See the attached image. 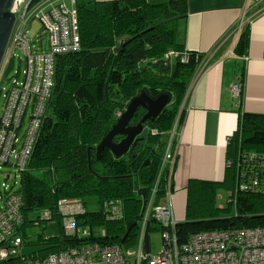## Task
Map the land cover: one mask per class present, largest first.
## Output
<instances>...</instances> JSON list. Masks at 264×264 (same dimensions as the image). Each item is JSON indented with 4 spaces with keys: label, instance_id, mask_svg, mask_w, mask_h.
I'll return each mask as SVG.
<instances>
[{
    "label": "trees",
    "instance_id": "1",
    "mask_svg": "<svg viewBox=\"0 0 264 264\" xmlns=\"http://www.w3.org/2000/svg\"><path fill=\"white\" fill-rule=\"evenodd\" d=\"M76 10L80 48L58 56L52 98L31 158L21 171L15 166L18 182L0 191V205L9 193L18 195L23 216L16 227V237L23 241L21 255L0 264H19L22 259L44 261L94 243L134 248L170 134L177 120L180 127L183 124V103L204 57L186 49L187 0H76ZM248 31V26L242 28L235 55L248 48ZM122 42L125 46L118 51ZM143 93L151 99L168 95L171 103L156 120L146 123L147 133L126 156L117 159L105 150L98 160L102 140L131 100ZM145 114L139 109L130 125L136 126ZM121 140L117 137L115 142ZM228 149L231 160L240 152L264 153V116L244 115ZM10 166L12 163L6 167ZM172 174L169 168L161 174L154 206L163 204L168 189H173ZM235 176V169L230 168L223 184L191 182L186 221L177 226L181 242L203 232L264 228V191L237 193ZM228 185L236 202H229L228 208L219 207L218 190ZM88 199L97 201L98 211L86 209ZM63 200L84 206L75 221L81 234L91 232L89 237L67 235L59 207ZM53 221L58 234L40 236L34 243L39 249L24 254L23 249L30 246L27 226ZM154 230L161 231L158 225L151 226L150 233Z\"/></svg>",
    "mask_w": 264,
    "mask_h": 264
},
{
    "label": "built area",
    "instance_id": "2",
    "mask_svg": "<svg viewBox=\"0 0 264 264\" xmlns=\"http://www.w3.org/2000/svg\"><path fill=\"white\" fill-rule=\"evenodd\" d=\"M36 1L17 0L11 10L16 22L0 67V95L3 94L4 99L0 113V168L9 166L13 157L18 170L25 167L52 98L56 60L58 56L80 48L76 0H70L71 8L64 0H46L38 3L31 12ZM33 21L41 24L40 33L34 37L30 34ZM207 60L208 56L201 61L192 84L203 73ZM185 61L186 57L183 58ZM16 63L18 71L15 76H10ZM4 84H8V88ZM241 92L242 85L237 82L232 87V94L239 98ZM26 119L29 123L23 144L15 151ZM177 124L178 120L163 155L160 176L173 165ZM228 166L236 171L237 193L264 191V153L240 152ZM157 184L139 221L140 235L133 249L94 243L51 255L44 261L22 259L19 264H264V228L203 232L181 242L177 234L178 224L172 220V189L167 191L166 202L154 206ZM232 201L235 203L236 197ZM59 207L65 217L67 235L90 236L91 232L87 231L81 234L75 221V216L85 211L82 204L63 200ZM22 222L20 198L9 193L0 205V262L21 255L23 241L16 237V227ZM153 225L160 227L163 239V250L156 256H151L150 251L145 252L146 234L150 235Z\"/></svg>",
    "mask_w": 264,
    "mask_h": 264
},
{
    "label": "crops",
    "instance_id": "3",
    "mask_svg": "<svg viewBox=\"0 0 264 264\" xmlns=\"http://www.w3.org/2000/svg\"><path fill=\"white\" fill-rule=\"evenodd\" d=\"M187 3L186 49L208 60L183 103L185 117L169 168L173 173L172 220L177 224L186 221L187 190L192 181L223 184L230 169L228 148L243 116H264V0ZM244 26L249 27V45L242 55H235ZM237 82L242 85L239 98L232 94Z\"/></svg>",
    "mask_w": 264,
    "mask_h": 264
},
{
    "label": "water",
    "instance_id": "4",
    "mask_svg": "<svg viewBox=\"0 0 264 264\" xmlns=\"http://www.w3.org/2000/svg\"><path fill=\"white\" fill-rule=\"evenodd\" d=\"M16 1L0 0V67L16 22L15 15L11 12ZM124 46L125 42H122L118 51ZM170 103L171 97L168 95H161L156 99H151L143 93L132 99L115 126L98 146L97 159H101L105 150L111 151L117 159L126 156L142 140L140 137L145 132L146 123L156 120ZM139 109H144L146 114L136 126H131L130 124ZM117 137L123 139L120 142H115ZM149 251V234L147 233L145 252L148 253Z\"/></svg>",
    "mask_w": 264,
    "mask_h": 264
},
{
    "label": "rangeland",
    "instance_id": "5",
    "mask_svg": "<svg viewBox=\"0 0 264 264\" xmlns=\"http://www.w3.org/2000/svg\"><path fill=\"white\" fill-rule=\"evenodd\" d=\"M46 0H37L34 3V7L32 8L31 12L35 10V8L38 6V3H42ZM68 7H72V2L70 0H64ZM41 31V24L38 21H33L30 27V34L32 37L38 35ZM43 39L46 42L47 38L43 35ZM16 71H18V63L15 64L13 70L10 72V76H15ZM5 87L8 88V84H4ZM4 106V99L3 94L0 95V113L2 111V108ZM28 119L25 121V128L21 131L20 135V141L17 145L16 150L20 148L23 144V135L26 132V129L28 127ZM180 127V123L177 124V130L175 132H178V128ZM147 133V130H145ZM144 132V133H145ZM16 160L15 157L12 159V166L10 167H4L2 171H0V191L2 190L3 185H6L8 188L13 187L15 182H18V174L17 170L15 168ZM7 176L9 179L7 180ZM18 185L14 187V190H17ZM233 193V188L228 185L227 187H220L218 190V197L220 198L218 201L219 207L228 208L229 202L232 201L231 196ZM1 195V194H0ZM232 213L235 212V204L232 205ZM86 209L89 212H95L99 210V204L95 199H88L86 201ZM231 213V214H232ZM37 215H31L30 218H35ZM99 233L101 230L98 231ZM27 236L30 238V246L23 249L24 254L31 253L33 251H37L39 249L38 246H34V243L38 240L40 236L44 238H48L51 236H56L58 234V226L57 222H49L47 225L42 226H27L26 228ZM149 242H150V255L156 256L160 254L163 250V239H162V233L161 231H152L149 235Z\"/></svg>",
    "mask_w": 264,
    "mask_h": 264
},
{
    "label": "flooded vegetation",
    "instance_id": "6",
    "mask_svg": "<svg viewBox=\"0 0 264 264\" xmlns=\"http://www.w3.org/2000/svg\"><path fill=\"white\" fill-rule=\"evenodd\" d=\"M123 139V138H122Z\"/></svg>",
    "mask_w": 264,
    "mask_h": 264
}]
</instances>
